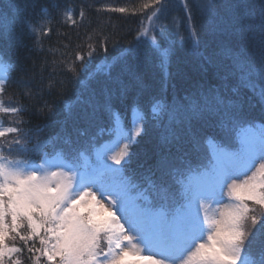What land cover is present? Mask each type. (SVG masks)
I'll list each match as a JSON object with an SVG mask.
<instances>
[{"label":"snow or ice","instance_id":"snow-or-ice-1","mask_svg":"<svg viewBox=\"0 0 264 264\" xmlns=\"http://www.w3.org/2000/svg\"><path fill=\"white\" fill-rule=\"evenodd\" d=\"M96 3L0 0V264H264V0Z\"/></svg>","mask_w":264,"mask_h":264},{"label":"trees","instance_id":"trees-1","mask_svg":"<svg viewBox=\"0 0 264 264\" xmlns=\"http://www.w3.org/2000/svg\"><path fill=\"white\" fill-rule=\"evenodd\" d=\"M76 2L79 3L80 0H76ZM88 2L92 3L93 0H88ZM142 2H145V0H99V3L110 4L114 7H120V6H129V7L136 6V7H138ZM256 2L258 3L259 0H256ZM99 3H96L95 6L98 7ZM109 18L111 19L112 23H114V24L123 23L125 25V27H132V28H134L136 26V21L134 19L125 18L122 16V14H119V13L107 14L103 17V19H105V20H107ZM62 30L63 31H69V32L73 31L71 28H65ZM173 71H175V67L173 68ZM147 75H148L149 80H151L152 70H149V73Z\"/></svg>","mask_w":264,"mask_h":264}]
</instances>
